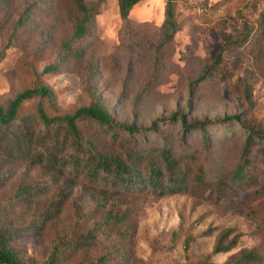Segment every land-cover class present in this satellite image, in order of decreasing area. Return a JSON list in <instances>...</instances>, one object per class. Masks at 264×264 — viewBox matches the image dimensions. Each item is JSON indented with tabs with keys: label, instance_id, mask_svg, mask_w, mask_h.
Returning a JSON list of instances; mask_svg holds the SVG:
<instances>
[{
	"label": "rangeland",
	"instance_id": "1",
	"mask_svg": "<svg viewBox=\"0 0 264 264\" xmlns=\"http://www.w3.org/2000/svg\"><path fill=\"white\" fill-rule=\"evenodd\" d=\"M90 1L100 2V13L92 33L80 41L86 56L60 73L42 74L56 60L62 41L73 34V1L0 0V49L25 7L39 6L0 61V102L31 87L41 75L56 100L38 97L23 106L36 119L32 130L39 131V106L51 116L63 115L101 99L116 125L144 132L130 135L119 127L108 132L80 121L85 141L123 158L125 145L134 146L151 152L159 166L161 148L167 146L192 180L184 193H130L94 182L83 172L33 164L26 153H8L0 146V201L32 189L13 208L16 222L30 221L54 200L63 201L59 214L41 230L18 234L16 247L26 261L39 263L60 237L84 235L96 227L97 243L78 248L61 264L100 258L103 264H225L251 251L259 260L245 264H264V140L256 139L252 147L254 183L240 187L229 179L242 157L248 128L264 133V0H176L180 29L164 46L159 28L166 0H141L131 11L129 27L120 17L119 0ZM245 27L253 29L251 41L227 50L222 78L211 65L221 44ZM181 116L188 123H213L205 137L199 129L186 132ZM232 116L238 118L214 123ZM70 151L67 142L56 154ZM199 167L206 174L200 186L193 179ZM141 172H146L144 162ZM112 214L116 220L107 224ZM235 237L229 250L215 251L221 238L227 245Z\"/></svg>",
	"mask_w": 264,
	"mask_h": 264
},
{
	"label": "trees",
	"instance_id": "2",
	"mask_svg": "<svg viewBox=\"0 0 264 264\" xmlns=\"http://www.w3.org/2000/svg\"><path fill=\"white\" fill-rule=\"evenodd\" d=\"M59 0H49V2ZM76 11V23L73 34L70 38L64 39L56 60L47 64L42 74L60 73L63 67L71 61H80L86 56V50L81 45L85 37L92 33L95 27V18L100 13V2L93 3L88 0H72ZM141 0H119L120 17L126 27L130 26V14L135 5ZM176 0H166L165 17L160 25L161 46L171 43L180 29V24L176 17ZM39 8L35 3H29L19 16L15 24V31L10 35L7 42L0 49V61L3 60L7 52L14 45L16 32L26 24L32 17L35 10ZM261 25L264 26V13L261 15ZM253 29L245 27L238 37L224 41L211 68L224 78L225 71L223 63L227 50L231 48H243L251 41ZM48 99L51 102L56 100V92L52 87L42 81V76L38 75L31 87L19 92L15 97L6 103L0 102V146L8 153H24L30 158L33 164L48 162L55 167L69 168L75 173H85L94 182H102L112 187L122 188L130 193H144L149 190L157 197L168 194H179L187 191L192 177L189 170L184 167L182 161L175 158L171 148L164 146L161 148V165L151 152H139L133 147H124V158L115 152L101 150L97 143L92 140L85 141L79 127L80 121L94 122L100 129L108 132L119 127L127 134H139L144 130L133 125H116L114 116L110 108L104 101L98 99L89 106H82L73 113L63 115H49L44 107L39 106L37 115L43 128L33 131L31 124L36 120L33 116L24 111V103L35 98ZM174 118L178 114L172 115ZM183 127L186 132L199 129L206 137V127L213 122L194 121L188 123L184 116H181ZM238 116L227 117L222 121L236 119ZM157 122V121H156ZM154 122V124H156ZM248 135L242 151V157L236 170L229 177L234 184L240 187L254 183L255 176L252 172L253 157L252 147L256 139L264 140V133L248 128ZM34 137H37L34 142ZM88 140V139H87ZM69 142L71 151L68 155L59 153V149ZM36 144V145H35ZM144 153V154H143ZM145 163V175L141 172V166ZM200 186L206 183V174L199 167L193 177ZM264 189V187H263ZM32 189L20 190L8 202L0 201V264H61L72 252L78 248L91 247L99 239L96 234V227L90 228L84 235L75 232L62 236L51 246L50 252L42 262L26 261L20 249L15 245L16 236L29 231H39L50 220L54 219L60 212L63 204L62 200H54L43 210L39 211L32 220L18 223L15 221L13 208L17 201L25 200L30 195ZM116 220L114 214L107 217V224H113ZM176 235V231L172 233ZM236 238L227 245L223 244L222 238L215 247L216 252L229 250L234 246ZM190 239L185 242L188 249ZM259 260L255 253H242L240 256L229 259L225 264H245ZM103 258L97 261L82 262L81 264H103ZM180 264V263H175ZM207 264V263H199ZM213 264V263H211Z\"/></svg>",
	"mask_w": 264,
	"mask_h": 264
}]
</instances>
